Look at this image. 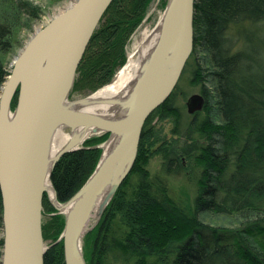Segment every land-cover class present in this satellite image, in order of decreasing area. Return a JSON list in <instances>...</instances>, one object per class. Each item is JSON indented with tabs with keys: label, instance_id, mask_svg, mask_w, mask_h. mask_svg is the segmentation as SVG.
<instances>
[{
	"label": "trees",
	"instance_id": "trees-1",
	"mask_svg": "<svg viewBox=\"0 0 264 264\" xmlns=\"http://www.w3.org/2000/svg\"><path fill=\"white\" fill-rule=\"evenodd\" d=\"M152 1H112L72 92L88 93L111 80ZM37 13L27 0H0V89L21 21ZM187 72L204 98L201 111L177 106L175 88L151 113L131 171L84 238L86 264H108L115 252L129 264H264V0H195L193 50L182 75ZM168 120L170 137L158 126ZM108 136L89 139L57 161L50 182L60 204L91 176L101 153L95 146ZM154 157L160 168L151 174ZM1 215L0 196V233ZM63 228L60 214L42 222L43 239L52 241L44 264H65L62 242L54 244Z\"/></svg>",
	"mask_w": 264,
	"mask_h": 264
},
{
	"label": "water",
	"instance_id": "water-1",
	"mask_svg": "<svg viewBox=\"0 0 264 264\" xmlns=\"http://www.w3.org/2000/svg\"><path fill=\"white\" fill-rule=\"evenodd\" d=\"M112 1L76 0L56 15L15 57L0 89V264H44L49 249L42 234L45 184L50 182L60 157L81 148L66 146L49 160L50 143L60 127H80L91 130L92 135L109 134L105 143L113 136L120 139L104 161L101 156L85 185L68 202L60 204L52 187L54 200L60 205L68 204L86 188L82 203L65 214V227L58 240L63 243L65 264H86L80 242L90 230L85 220L91 204L105 185L115 184L100 218L135 163L146 120L171 95L193 50L195 0H168L157 44L139 78L130 113L111 120L68 107L77 68ZM16 92L17 105L11 112ZM203 105L200 94L186 101L189 114L201 111Z\"/></svg>",
	"mask_w": 264,
	"mask_h": 264
},
{
	"label": "bare ground",
	"instance_id": "bare-ground-1",
	"mask_svg": "<svg viewBox=\"0 0 264 264\" xmlns=\"http://www.w3.org/2000/svg\"><path fill=\"white\" fill-rule=\"evenodd\" d=\"M162 17L163 14L159 24H157L152 31L144 30L142 32L140 42L136 44L133 52L129 54L128 63L118 72L116 78L111 83L83 99L69 102V104H67L68 107L111 120H118L127 116L134 105L135 90L139 78L157 44ZM167 58L169 59V56H167ZM167 64H170L169 60H167ZM168 76L169 73L167 71L164 75L165 79H167ZM66 130L67 128L60 127L53 134L49 147V160L56 158L59 152L66 146H79L85 139L92 135L91 130L80 127L73 128L70 130L69 134L65 133ZM119 142L120 139L113 136L103 145L101 161H104L108 157L113 149L118 146ZM114 187L115 184H107L95 196L85 224H89L99 217ZM45 188L53 205L65 214H68L74 207L82 203L86 192L85 188L83 192L79 193L68 204L60 205L54 200L53 189L48 180L46 181Z\"/></svg>",
	"mask_w": 264,
	"mask_h": 264
},
{
	"label": "rangeland",
	"instance_id": "rangeland-1",
	"mask_svg": "<svg viewBox=\"0 0 264 264\" xmlns=\"http://www.w3.org/2000/svg\"><path fill=\"white\" fill-rule=\"evenodd\" d=\"M27 1L30 2L33 6H35L37 8L38 13L35 16L36 19L24 17L23 20L21 21V29L17 32L15 43L13 44L11 51L9 52V54L6 56V59H5L6 60L5 61V67H6V70L8 72L11 71V65H12V62L14 61L15 57L21 52V50L23 49L25 44L34 35V33L37 30L43 28L45 25H47L50 22V20H52L56 15L62 13L64 10H66L67 8L74 5L76 0H60L58 2L48 1V0H27ZM167 3H168V0L166 1V5H167ZM166 5L162 6L160 0H153L152 1V3L150 4L148 11L145 15V18L142 20L140 25L135 29V31L129 36L127 43L125 45V49H124L125 62L120 68L117 69V71L115 72V74L113 75L111 80H109L107 83H104L102 86L97 87L96 90H91L88 93H87V91H84V90L72 92L73 91V89H72L70 92V95H69V102L83 99V98L91 95L92 93H94L98 89H100V88L104 87L105 85L111 83L116 78L118 72L128 63L127 61H128L129 54H131L133 52L136 44L138 42H140L142 32L144 30L152 31L156 27V25L159 24L160 18L162 16V14L164 13ZM75 78H76V76H75ZM189 79H190V75L188 72L184 75L181 74V76H180V78H179V80L175 86L177 91H176L174 100H175V104L179 107H182V105H186V101L191 95L200 94L199 88L191 86L189 83ZM3 85H4V83H3ZM17 99H18V97H17ZM16 105H17V103H16ZM15 108H16V106L14 107V109H11V112H13L15 110ZM158 126H160L163 129V134L165 136L170 137V130L172 129V123L169 120L164 121L163 123H159ZM65 133L69 134L70 129H67L65 131ZM102 135H104V134L91 135L87 139H85L78 147L79 148L83 147L87 140L92 139L94 137L97 138V137L102 136ZM108 138H109V136L107 137L106 140H104V142L95 146L96 148L101 149V153L99 156V161L97 163V166H98L100 159H101V156L103 154L102 146L108 140ZM97 166H96V168H97ZM159 168H160V160L158 159V157L152 158L149 162V165H148V169L151 172V174H155L159 170ZM182 181H183L182 179L175 180V182H182ZM85 183L83 184V186L85 185ZM175 186H176V184H175ZM177 187H179V185H177ZM45 196H46V202H45V204L43 203L42 222L47 223L49 221V219H51L55 214H60L64 217V227H65V220H66L65 213L58 212V210H56L53 207L51 200L49 199L48 193H46ZM102 214H101L100 218L102 217ZM100 218L91 221L87 226L90 230L87 231L85 234H83L81 237L80 250H81L82 256L84 255V253H83V248H84V244H85L84 238L91 230H93L96 227ZM229 226L235 227L236 225H229ZM63 230H64V228H63ZM63 230H62L61 234L59 235V237L57 238V240L55 241L54 244L62 242V241H58V240H59L60 236L62 235ZM0 239L2 240L1 233H0ZM51 242H52L51 239L48 238V239L44 240V243H45L44 245L49 247ZM62 245H63V243H62ZM1 252H2V247L0 248V260H1ZM115 253H116L115 255H113V256L110 255L107 258L108 264H129V261H127V259L122 254H118V252H115ZM63 255H64V251H63ZM83 259H84V256H83Z\"/></svg>",
	"mask_w": 264,
	"mask_h": 264
}]
</instances>
